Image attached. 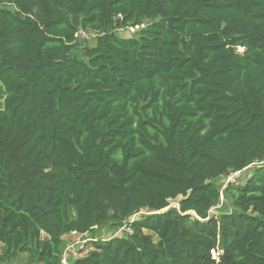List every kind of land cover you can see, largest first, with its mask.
Instances as JSON below:
<instances>
[{
  "label": "trees",
  "instance_id": "1",
  "mask_svg": "<svg viewBox=\"0 0 264 264\" xmlns=\"http://www.w3.org/2000/svg\"><path fill=\"white\" fill-rule=\"evenodd\" d=\"M0 84V264H264V0H0Z\"/></svg>",
  "mask_w": 264,
  "mask_h": 264
},
{
  "label": "rangeland",
  "instance_id": "2",
  "mask_svg": "<svg viewBox=\"0 0 264 264\" xmlns=\"http://www.w3.org/2000/svg\"><path fill=\"white\" fill-rule=\"evenodd\" d=\"M145 25L146 23H142V25L134 27L135 29H133V32H129V31L127 32V30H125L124 36L126 37L135 36L140 31V29H142ZM129 28L130 27H127L126 29H129ZM96 38H97L96 35H91L89 37H84V38L77 37L78 39L77 42L81 48L92 47L96 43ZM2 97H3V93H2V88L0 86V105L2 102ZM249 172L250 170L248 169V170H244L239 173H235L231 175L230 177L220 178L217 181L216 186L219 190H222L226 186V184L229 182L242 183L248 177ZM224 204L225 202L224 200H222L221 204H219L216 208L210 211V215H216L219 209L221 208V206ZM176 206H177L176 201L171 202L170 207H176ZM141 215H146V213L141 212L134 218L135 219L139 218ZM126 233H127V230L124 229V227L119 228V229H112V228H109L108 226H102V227H96L92 232H87L84 234L67 235L63 238V256H65V260H66V263L64 260V264H72L73 261L78 256L85 254V251L83 250L85 249V244H86L87 239H94V240L101 239L102 241H104V240H109V239L116 238V237H122ZM15 264H26L25 257L20 256Z\"/></svg>",
  "mask_w": 264,
  "mask_h": 264
},
{
  "label": "built area",
  "instance_id": "3",
  "mask_svg": "<svg viewBox=\"0 0 264 264\" xmlns=\"http://www.w3.org/2000/svg\"><path fill=\"white\" fill-rule=\"evenodd\" d=\"M133 29H135V28H133V27H130L129 29H122V32H124L125 30H127V32L129 31V32H133ZM91 35H93L92 33H89V32H86V31H84V30H80V31H78V33L76 34V37H81V38H84V37H89V36H91ZM240 51H243V49H239ZM127 230V232H129V230L128 229H126ZM72 235H74V234H77V233H75V232H73V233H71ZM87 241H88V239H87ZM86 241V242H87ZM211 256L213 257V258H216V256H215V253H214V251H211ZM79 257V256H78ZM77 257V258H78ZM64 260H65V256H63V252H62V261H61V264H64ZM65 263H66V260H65ZM3 264H15V262H13V263H3Z\"/></svg>",
  "mask_w": 264,
  "mask_h": 264
}]
</instances>
